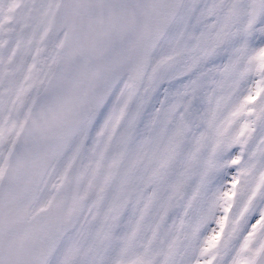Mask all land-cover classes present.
Masks as SVG:
<instances>
[{
	"label": "snow or ice",
	"instance_id": "6c2138e0",
	"mask_svg": "<svg viewBox=\"0 0 264 264\" xmlns=\"http://www.w3.org/2000/svg\"><path fill=\"white\" fill-rule=\"evenodd\" d=\"M0 264H264V0H0Z\"/></svg>",
	"mask_w": 264,
	"mask_h": 264
}]
</instances>
